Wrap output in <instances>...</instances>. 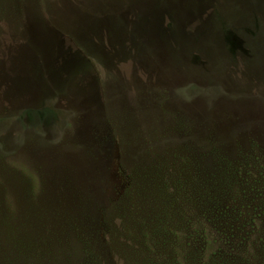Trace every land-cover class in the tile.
<instances>
[{
    "label": "rangeland",
    "instance_id": "374dc122",
    "mask_svg": "<svg viewBox=\"0 0 264 264\" xmlns=\"http://www.w3.org/2000/svg\"><path fill=\"white\" fill-rule=\"evenodd\" d=\"M137 5L155 17L152 41L151 24L135 17ZM257 13L264 0H0V242L10 227L19 251L28 239L32 249L39 233L60 231L76 214L86 216L102 264H132L124 256L135 241L117 246L110 232L121 220L111 216L123 193L145 187L154 151L137 154L154 142L149 132L130 135L136 123L125 117L130 103L151 97L156 120H134L165 131L153 145L177 136L154 157L176 166L186 160L200 193L188 210L196 215L176 222L180 246L167 253L171 263L190 264L199 251L195 264H209L220 248L219 264H264V33ZM138 37L141 50L127 42ZM128 52L140 58L128 59L127 69L110 66ZM144 109L152 113L150 102ZM80 143L93 148L89 167L82 152L66 149ZM207 166L239 169L226 197L223 189L215 193L221 205L208 203L209 186L201 184ZM44 210L42 228L36 218ZM2 251L0 244V263L10 264Z\"/></svg>",
    "mask_w": 264,
    "mask_h": 264
},
{
    "label": "trees",
    "instance_id": "16d2710c",
    "mask_svg": "<svg viewBox=\"0 0 264 264\" xmlns=\"http://www.w3.org/2000/svg\"><path fill=\"white\" fill-rule=\"evenodd\" d=\"M134 10L135 17H139L137 18L138 23L140 22V20H142L145 25L151 24V29L149 27V32L147 33V37L150 39V41H152L150 37L157 38V32L155 34L153 32L155 23L152 24V22L155 21V17H151L145 13H141L138 5ZM193 11L194 8L190 7L189 12L191 13L192 17L194 14ZM257 15L262 20L261 31L264 33V13H257ZM166 16L167 14L163 16L162 23L166 19ZM191 19L195 23L198 22L194 19V17ZM200 25L204 28L203 24ZM139 39L142 40L141 37H138L135 41L134 39L129 38L127 42H130V45L132 43L135 49L141 50L142 47H138V44L140 43ZM109 51H111V48H109ZM116 51L117 48L115 47V52ZM128 54L129 52L126 55L120 56L119 60H116L117 63L116 61L112 62L110 66H112V68H114L115 70L127 69V62H129L128 59L130 60L133 58H140L138 54H136L138 56L135 57H131V55ZM174 96L176 97L175 93ZM147 98L149 99V97ZM148 99H141L139 103H135L134 107L131 106L133 103H130L128 105L129 107H126V109L128 110L125 119H132L131 122L134 121L136 123L135 126L131 125L130 128H127V131H130V135L133 136H138V134L149 132L148 134L150 141H152L151 143H156L160 141L165 131L163 129L160 130L155 128L152 130H150L151 128H149L148 130V128H146V126H143L140 121L134 120V117H137L136 114L145 115L147 117V121L156 120L154 116L155 113H153L155 107L153 105V99L151 97L150 101ZM149 102L151 104L152 113H147L144 109V107H148ZM120 120L123 121L124 119ZM189 125H193V120H189ZM174 128H171V131H173ZM124 130H126V128ZM60 131H62V129H60ZM186 133L187 136L189 134V139L194 137V135L191 136L192 134H190V130H187ZM61 135V132L60 134H58L57 130H55L52 136L54 138L53 140H61ZM173 137L175 138L177 136H169V138L171 139L162 141L155 145H153L154 143L148 146H145V144H143L142 148L139 147L141 148V152H139V154L137 155H139L140 157L143 156L142 153L144 152L148 153V151H154V154L150 153L151 155H153L150 162L146 161V159H144L143 161L144 165L146 166L147 162H149V166L146 169L147 171L144 172L145 176L143 177V183L145 184V187L133 188L132 190H136L137 195L128 194L129 192L123 193L118 201V209L113 210L111 216V219L117 220V218H119L121 220L120 226L112 227L111 232L109 230L111 238L113 240H115L116 238L119 241V244L117 246H123L124 244H126L125 242L129 241V239L132 242L135 241L134 247L128 246V249L125 252L124 256L125 260L129 258L130 260L128 261H130V263L132 264H172L167 253L173 252L175 248H178L180 246L178 243V238L176 236L177 229L179 228L177 227L176 222L190 221L192 215H196V213L191 214L188 212V210H190V206L193 205L194 207L197 203V193L200 196L198 187H195L196 184L194 180L196 179L194 175L191 177L188 173L189 170L186 169L189 164L186 162V160H182L183 162L179 166H176L173 161H169V159L165 158L164 156L159 158L154 157L159 154H166L163 152H167L170 147L174 146V142L176 140ZM21 139L22 136L20 137V141ZM218 140L216 139V137L213 139V142H215L216 144L215 146L220 143V141ZM16 142L18 143V141ZM88 146L89 145L85 143H80L79 145L71 144L70 146H66V149L70 151L71 149H76L75 151L82 152L81 154L84 157L81 162L83 163V165L87 163L86 166L89 167L92 159L93 161H96V156L93 155V148ZM215 146H212L213 150L218 149ZM202 147L203 149L205 148L203 145ZM210 149L208 150L210 151ZM209 151H206L205 154L209 153ZM150 154L149 158L151 157ZM198 157H200V154L198 155ZM135 159L137 158L135 157ZM238 170L239 169L233 168V166H226L223 169H217L215 167L211 169L208 168V173H206V176H209V178L206 177L204 179H201V184L204 183L205 185L209 186V188H205L208 189V192L210 193L209 196L211 198L208 197L209 204H222L221 201L223 199L220 198V196L218 197L217 195H215V193L223 189V192L225 194L222 197L225 198L226 193H228V189H231L232 186H236L238 183V178L237 176L235 177V175L239 172ZM226 187L227 192L225 191ZM210 207L211 206L207 207L206 209L202 208L198 211H200L204 215L206 212L210 211ZM215 210L218 215H221V210H218V207H216ZM69 213H71V211ZM66 214L67 211L64 212V215ZM68 215L69 216L66 217V221L64 224H62L60 231L50 229L49 234L45 238L42 237L41 233H39V239L42 246L38 242L37 246L33 247L32 249L29 248L33 246V241L31 239H28V242H26V244H24V242L20 243L21 250L19 251V248L16 247L18 246L16 235H14L12 231H10L11 228L8 227L4 240L2 238V241L0 242V244L4 248V251L2 252L7 254V258L4 260L10 264H102L103 258L101 254H99V250L96 248V241L94 239L95 235L90 233V230H88L87 226L85 225L86 216L83 217V219L85 220L84 222L81 221L83 219H80V215ZM89 215L90 212L88 216ZM46 217L47 211L44 210L42 211V213H39V217L36 218L39 224H41L42 222V228L44 226V221L47 222V220L49 219V215L47 218ZM183 229H185V227ZM148 243L150 245L149 247L146 246ZM140 244H142V248L140 247ZM123 247L125 248L126 246L124 245ZM198 252L199 251H197V253H191L190 258L188 259V263L195 264L196 261H199V259L203 258V256H201L200 254L201 252ZM217 252L218 254L215 252L216 256L213 254L214 258L211 257V262L209 264H219L218 262L221 257V249L219 248Z\"/></svg>",
    "mask_w": 264,
    "mask_h": 264
}]
</instances>
